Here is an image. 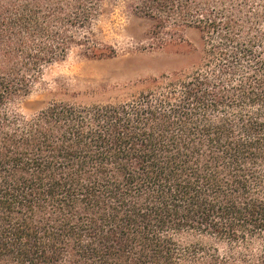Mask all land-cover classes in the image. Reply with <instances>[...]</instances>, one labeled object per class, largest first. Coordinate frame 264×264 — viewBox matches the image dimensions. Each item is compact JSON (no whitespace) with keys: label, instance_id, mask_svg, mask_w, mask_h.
Masks as SVG:
<instances>
[{"label":"trees","instance_id":"trees-1","mask_svg":"<svg viewBox=\"0 0 264 264\" xmlns=\"http://www.w3.org/2000/svg\"><path fill=\"white\" fill-rule=\"evenodd\" d=\"M104 1L0 0V264H264V0H143L203 34L189 74L24 114Z\"/></svg>","mask_w":264,"mask_h":264},{"label":"rangeland","instance_id":"rangeland-1","mask_svg":"<svg viewBox=\"0 0 264 264\" xmlns=\"http://www.w3.org/2000/svg\"><path fill=\"white\" fill-rule=\"evenodd\" d=\"M142 2L105 0L92 27L99 57L77 49L49 67L22 112L33 115L52 103L126 104L162 86L174 74H189L202 59L203 34L187 28L171 41L159 23L136 8Z\"/></svg>","mask_w":264,"mask_h":264}]
</instances>
